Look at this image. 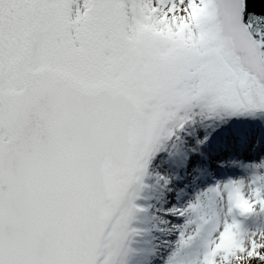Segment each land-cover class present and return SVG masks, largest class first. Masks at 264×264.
Returning a JSON list of instances; mask_svg holds the SVG:
<instances>
[{"label": "snow or ice", "instance_id": "snow-or-ice-1", "mask_svg": "<svg viewBox=\"0 0 264 264\" xmlns=\"http://www.w3.org/2000/svg\"><path fill=\"white\" fill-rule=\"evenodd\" d=\"M0 264H264V0H0Z\"/></svg>", "mask_w": 264, "mask_h": 264}]
</instances>
